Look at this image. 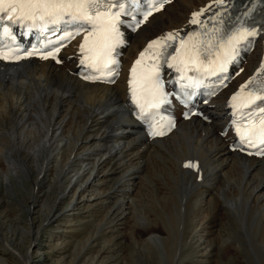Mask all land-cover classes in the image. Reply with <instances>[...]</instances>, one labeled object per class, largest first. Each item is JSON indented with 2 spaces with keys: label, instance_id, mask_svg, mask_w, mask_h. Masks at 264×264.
<instances>
[{
  "label": "bare ground",
  "instance_id": "obj_1",
  "mask_svg": "<svg viewBox=\"0 0 264 264\" xmlns=\"http://www.w3.org/2000/svg\"><path fill=\"white\" fill-rule=\"evenodd\" d=\"M217 2L173 0L137 33H127L124 72L110 86L79 77V42L64 49L62 63L0 61V179L10 190L17 179V201L29 209L32 227L36 216L49 226L66 207L85 204L92 214L101 212L85 221L92 223L90 232L101 230L102 237H115L114 243L128 234L152 253L162 246L170 261L161 264H224L220 255L236 258L229 264H264V157L233 151L227 128L232 90L262 67L264 35L229 89L204 107V116L181 115L167 137L151 139L127 100L129 68L140 51L154 36L185 33L194 13ZM189 163L196 167H186ZM147 205L149 222L136 223L139 214L130 222ZM157 207L164 211L159 214L166 229L151 222ZM5 216L13 222L23 214L7 209ZM3 217L0 229L7 221ZM20 228L32 233L26 225ZM11 237L2 239L11 243ZM228 239L240 241L227 245ZM110 253L108 262L115 257ZM101 255H92L91 263L102 264Z\"/></svg>",
  "mask_w": 264,
  "mask_h": 264
},
{
  "label": "snow or ice",
  "instance_id": "obj_2",
  "mask_svg": "<svg viewBox=\"0 0 264 264\" xmlns=\"http://www.w3.org/2000/svg\"><path fill=\"white\" fill-rule=\"evenodd\" d=\"M171 0H155L151 7L146 6V10L142 14V19L137 21L136 26L146 21L154 11H159L164 7L165 3H170ZM222 2V0H220ZM125 0H0V27L3 29L4 35L11 36L12 31L10 24H24L28 23L31 27L37 26V21L51 24L64 23L67 25L78 26L84 28L87 26V35L83 38V43L80 45V51L83 54L80 59V64L85 65L88 68H108L110 74L112 73L111 67L118 65V60L114 57V52L117 44L121 43L120 32L118 25L122 23L120 17L125 12L124 8ZM158 5V6H157ZM113 9H116L113 11ZM202 12L193 14L191 23L198 24L200 21L197 19ZM80 35V31L66 32L64 36L60 37V40L72 39L75 36ZM257 31L253 28L249 30L246 27L237 28L235 32L227 35L226 39L221 38L217 45L214 47L211 40L207 42H199L198 44H192L189 49L182 54L180 48H173L175 43H179L181 47H184L186 41L179 39L178 32H169L166 35L159 37L151 41L144 52H141L140 58L135 61L136 65L141 64V61L145 57L146 52H151L154 47L163 49L162 52L153 53V59L156 60L158 57H164V63L168 64L169 67H177L178 71H183L184 67H191L197 72H205L212 76L222 75L227 72V65L236 59L238 55L237 47L241 42H250V37H255ZM94 37V42L89 47V38ZM12 39H15L12 36ZM191 41L192 37H188ZM203 45V47H201ZM173 48L175 55L166 52V49ZM218 48L219 50H215ZM60 51V47H56L54 51H49L47 55H43V59L49 57L55 58L56 53ZM215 54L216 60L211 59V56ZM223 54V59H219ZM33 52H28L27 55H33ZM204 56V60L200 59ZM169 57L172 61H178L177 65L169 63ZM186 57V58H185ZM23 57L19 55H12L7 52H0V59L19 60ZM207 60V63H205ZM136 67L131 69L133 74V80L130 83L132 87V100L137 104L140 112V119L145 120L151 115L150 112L146 111L144 104H141L137 97V88L135 86V74ZM261 71H264L262 66ZM226 77L222 76V79ZM84 79H100V77H90L85 75ZM147 88H143L142 91H146L152 98V102L147 103V108H158L159 104L155 101L159 98L160 103L165 102L162 97H166V93L163 92V82L159 76V62L157 60L155 70L148 77ZM253 80H250L248 84H253ZM247 87V85L245 86ZM243 91V88L241 89ZM257 92H264V83L255 86L248 95V100L245 107L256 105L257 101L262 102L254 111L260 114L259 125L252 120V113L249 114V124L245 130L241 132L239 126H237V132L241 133L240 140L242 143H247L249 147H258L260 150L256 153L257 155L264 154V95H257ZM239 95V94H237ZM232 99L235 101L237 96H233ZM235 107V105H233ZM153 135H164L163 131H153ZM186 167H196L194 164H187Z\"/></svg>",
  "mask_w": 264,
  "mask_h": 264
},
{
  "label": "rangeland",
  "instance_id": "obj_3",
  "mask_svg": "<svg viewBox=\"0 0 264 264\" xmlns=\"http://www.w3.org/2000/svg\"><path fill=\"white\" fill-rule=\"evenodd\" d=\"M12 179L14 188L12 187L11 190L7 189L5 184L2 183L3 180L0 179V201L2 203L4 202V204L6 203L5 206L2 207L3 209L1 208L2 211H0V217L4 216L3 219L7 220L8 217L5 219L7 209L10 211L12 210L13 214L14 212L18 215L23 214V217L19 218L20 222L22 223L19 224V220H14L13 222L11 220H7L0 229V264H92L91 256H94L98 253L103 254L100 257L101 260H104L102 264L105 262L106 264H109V262L114 264H161L162 262L170 261L169 257L164 254L165 251H162L163 248L160 246L161 243H158L160 246L158 248L159 251L156 248V252L154 250L155 253H152L147 246L144 247V245H137L134 239L129 237L128 234L124 235V239L122 241L123 243L120 240H117L114 243L116 238L114 237L113 240V238H111L109 235L102 237V232H100L101 230L96 229L95 232H90L89 227L92 225V223L87 224L85 221L87 220L88 222H91L92 219L97 218V215L101 214V212L92 214L90 211H88L89 209L86 208L85 204L82 206L75 205L66 207L63 212L64 215L59 218V221H50L46 223L49 226H45L44 222H46V220L43 221V218H40L39 216L34 217V215L33 217L36 226L32 227L30 220H28L30 218L29 209H27L23 203L17 201V179ZM26 185L28 187L33 186L32 179L27 181ZM12 190L16 195L12 193ZM202 193L203 189L201 190V194ZM19 194L21 197L24 194L27 195L26 202L31 204L32 201L30 200V196H28L29 194L25 192L24 194L23 192ZM133 206L135 207L134 204ZM159 208H156L157 217L155 218L153 216L151 222L155 224L160 221L158 225L161 224L166 229V225H164L165 222L161 220L162 216L159 214L163 213L164 211H161L162 209ZM143 210L149 211V206L147 205L146 208L145 206H142L141 209H138L137 213L135 211V217L133 218L131 216L132 220L130 222H133L135 218H138L137 214H139V219L138 221H135L136 223H144L146 221L149 222L148 217L144 218L147 216V214L143 212ZM39 222L41 223L39 224ZM22 224L26 225V227H30L32 233H25L24 229L20 228V225ZM39 226H41V228L37 234V229ZM96 231H98V234ZM3 235L6 238L12 235V244L3 240ZM105 238H107V240ZM228 240L225 242L227 245H231L232 243V245L235 246L237 245L236 243L240 241L231 239ZM92 241L95 243V245L93 244L90 249L89 246ZM241 241L246 240L243 239ZM251 248H254V246L251 245L248 249ZM83 250H87V255H84ZM109 253L112 256L115 255V257H113L111 261L108 262L107 258L109 257ZM220 256V263L223 262L224 264H229L233 262L231 259L236 260V258L232 256ZM191 259L199 260L198 258Z\"/></svg>",
  "mask_w": 264,
  "mask_h": 264
}]
</instances>
